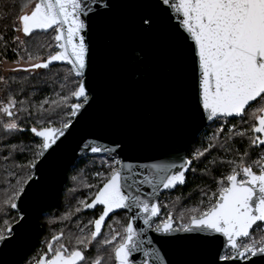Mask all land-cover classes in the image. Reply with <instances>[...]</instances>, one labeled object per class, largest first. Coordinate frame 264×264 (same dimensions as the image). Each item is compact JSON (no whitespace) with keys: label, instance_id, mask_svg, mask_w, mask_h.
Masks as SVG:
<instances>
[{"label":"snow or ice","instance_id":"snow-or-ice-1","mask_svg":"<svg viewBox=\"0 0 264 264\" xmlns=\"http://www.w3.org/2000/svg\"><path fill=\"white\" fill-rule=\"evenodd\" d=\"M96 2L92 0V3ZM120 6L119 0H107L99 5V10L93 12L87 0H37L30 11L22 10V14L13 21L15 30L26 37L52 29L59 49L42 60L28 51L26 42L17 36L15 40L20 48L17 55L23 52L21 60L25 56L27 59L24 65L17 62V68L13 71L48 69L53 62H62L70 67L61 89L68 87L70 77L74 76L75 79L71 80L69 95L60 96L57 93L58 100L46 99L35 106V110H29L25 101L12 97L0 103V115L7 117L0 120V134L3 136L24 131L18 123L19 113L35 117L38 125L30 129L33 137L38 138V142L27 149L32 158L21 166L27 169V174L17 180L5 201L10 208L17 209V201L26 202L40 187L55 162L58 150L72 135L75 125L86 117L85 105H90L89 93H92V99L95 98L94 88L84 79L86 70L91 72L94 69L95 49L91 39H85L89 13L106 18ZM154 7L165 14L169 22L173 19V15H168L169 9L178 20L173 26V50L180 63L187 55L192 58L193 102L196 109L206 114L210 121L229 117L244 120L245 115H250L255 120L250 129L240 132L229 129L227 139L248 135L250 147L260 148L264 152V0H156ZM132 23L139 33L149 35L156 30L159 19L155 13L149 12ZM3 39L0 36V40ZM135 64L138 78H146L143 57ZM171 72V68H165L158 75L164 78ZM4 83L7 85L8 81L4 80ZM70 98H76L77 102L68 104ZM45 104L49 107L45 108ZM57 109L60 112L67 109L66 117L61 119L58 127L52 119L53 115L59 114ZM223 131L221 127L214 132L208 147L197 150L193 159H200L209 149L217 146L224 148V144L217 139ZM227 139L224 143H227ZM82 148L108 158L102 159L106 172L95 173L100 177L99 184L85 185L95 188L91 202L80 201L85 209L102 206V213L90 221L94 224V230L87 236L77 238L79 247L69 250L59 243L60 236H53L52 240L57 242V246L54 248L49 242L48 253L40 256L37 264H104L99 256L94 259L87 257L86 251L101 234L106 217L120 209L129 212L135 209V214L120 231L112 230L111 239L97 241L98 244L111 246L109 258L113 264H137L134 253L142 255L138 264H172L161 254V250L175 242L195 245L207 251L209 259L197 264H236L241 260L246 264H264V154L251 163L244 161L248 152L241 156L239 162L227 161L231 166L230 174L217 181V189L209 196L208 206L192 208L187 217L181 213V223L174 226L175 218L171 213L160 219L161 208L151 198L156 197L160 189L170 190L178 184L183 185L191 160L181 159L179 164L126 163L120 158L123 146L118 140L111 141V146L89 141ZM211 163L215 164L216 161ZM254 165L258 171H254ZM145 185L152 190L147 195L142 192ZM80 210L76 209L77 212ZM26 215L17 219L16 228L23 227ZM137 219L159 234L156 239L159 248L153 245L152 238H145L144 228L137 230L134 226ZM253 232L259 234L258 238L253 237ZM12 235L13 228L5 221V229L0 230V241Z\"/></svg>","mask_w":264,"mask_h":264},{"label":"water","instance_id":"water-1","mask_svg":"<svg viewBox=\"0 0 264 264\" xmlns=\"http://www.w3.org/2000/svg\"><path fill=\"white\" fill-rule=\"evenodd\" d=\"M106 2L107 0H97L92 3V0H87L93 12ZM119 3L121 6L106 18L89 13L85 39H91L95 49L94 69L91 72L86 70L84 79L94 88L95 98L92 99L90 92V105H85L86 117L75 125L72 135L58 150L55 162L40 187L26 202L17 201V209L11 208L18 218L25 213L27 215L22 228H16L15 222L11 225L12 237L0 241V264H22L31 254L37 238L42 234L40 219L57 205L68 182V173L75 162L83 158L103 156L83 150L85 142L111 146V141H121L123 151L120 158L126 163L179 164L181 159H187V152L198 135L215 122L208 120L206 114H202L194 105L192 58L187 55L180 63L173 50V26L178 20L171 10H168V15H173V19L169 22L167 16L154 7L156 0H119ZM149 12L158 16L159 23L153 33L144 35L134 28L132 22ZM50 31L52 29L37 34H47ZM54 48L59 50L56 42ZM141 57L144 59L146 78L137 76L135 61ZM53 66L70 67L62 62H53L49 68ZM165 68H171L172 72L161 78L158 73ZM74 100L77 102L76 98ZM233 119L240 118H227ZM184 184H178L170 190L160 189L157 196L151 199L159 204L161 194L171 193ZM151 191L148 186H142L145 195ZM97 208H101L102 213V206L83 208V211L92 212ZM120 213L127 214L129 220L135 214V209L131 212L120 209L110 213L102 230L110 217ZM134 226L137 230L144 228L145 238H152L153 245L160 247L156 243L159 234L146 228L141 219L135 220ZM161 254L165 259L171 260L172 264H197L198 261L209 259V254L204 249L181 242L166 245ZM133 258L138 264L142 255L134 253ZM236 264H246V261H237Z\"/></svg>","mask_w":264,"mask_h":264},{"label":"trees","instance_id":"trees-1","mask_svg":"<svg viewBox=\"0 0 264 264\" xmlns=\"http://www.w3.org/2000/svg\"><path fill=\"white\" fill-rule=\"evenodd\" d=\"M35 3L36 0H0V36L4 37L3 40H0V62L16 63L19 61L24 62L27 59L25 56L24 60H21V56L24 55L23 52L17 55L20 48L15 40L18 32L15 30L13 21L16 20L19 14H22V10L24 12L27 8L33 7ZM20 34V38L26 42L27 50L34 56L46 59L49 54L55 53V33L53 30L47 34H34L29 37L24 36L21 32ZM48 45L52 46L49 47ZM67 72L68 67L66 66H53L49 69H39L37 72L22 70L7 75L0 73V77L3 78L0 79V103H5L9 97H12L18 101H25V105L29 106V110H35V106L46 99L49 101L58 100L57 93L60 96L69 95L68 89L72 87L71 80L75 77H70L68 87L61 89V84L65 83L64 76ZM4 80L8 81L7 85H5ZM74 102V98H70L68 104ZM18 107L19 104H17ZM44 107L48 108L49 105L45 104ZM56 111L59 114L53 115L52 119L54 125L58 127L61 119L66 117L67 109L64 112H60L59 109ZM19 115L20 120L18 123L24 131L7 137L0 134V230L5 229V221L11 226L18 219L17 214L12 212L5 201L11 195V189L16 186L17 180L22 179L27 174V169L21 167L26 165L32 158L31 152L27 149L38 142L30 131L31 127L38 126L37 119L28 117L26 113H19ZM6 119L7 117L0 115V120ZM224 121V131L217 138L220 143L224 144V148L217 146L214 149H209V152H206L200 159H193L197 150L202 151L208 147L211 137L206 139V135L217 131L215 124L218 121L207 126L191 144L186 158L191 160L192 164L186 176L185 184L171 193L161 194L159 200L160 219L166 218L167 214L171 213L175 218L174 226L179 225L181 223L179 219L181 213H184L187 217L192 208L203 209L208 206L209 196L217 189V181L230 174L231 166L227 161L235 160L239 162L241 156L248 152V156H244V161L245 163H251V161L259 159L260 154H264L260 148L253 149L250 147L248 135L243 137L232 136L231 139H227L229 136V130L227 129L230 125H232L231 130L233 132L250 129L255 123L250 115H245L244 120L226 119ZM226 139L227 143H224ZM215 142L213 141V143ZM21 149L24 150L21 151ZM104 159L108 158L105 157ZM213 160L216 161L215 164L211 163ZM253 167L254 171H258L255 165ZM97 172H106V169L102 167V160L98 157L83 158L75 162L68 173V182L59 197L57 205L41 217L42 234L37 238L31 254L22 264H26L28 261L31 262L33 253L37 252L38 249L41 250L37 252V255L48 253L49 242H52L55 248L57 242L52 240L53 236H60L59 243L64 244L71 250L74 247H79L76 242L77 238L87 236L93 230V223H90V221L98 218L101 208H97L92 212H84L80 201L89 203L93 198L95 188H88L85 185L99 184L100 177L95 175ZM201 201H203V204H201ZM65 204L68 207L63 210L62 206ZM77 208L81 210L77 212ZM53 218H61V222L55 223L56 226L50 229L49 223ZM127 221L128 216L123 213L110 217L97 240L89 245L86 256L90 259L99 256L104 264H113L109 258L111 246L98 244L97 241H102L105 238L111 239L112 230L120 231ZM81 229H83V232H81ZM107 234H109L108 237H106ZM258 236V233L253 232L254 238H258Z\"/></svg>","mask_w":264,"mask_h":264},{"label":"rangeland","instance_id":"rangeland-1","mask_svg":"<svg viewBox=\"0 0 264 264\" xmlns=\"http://www.w3.org/2000/svg\"><path fill=\"white\" fill-rule=\"evenodd\" d=\"M32 8V6L31 7H29V8H27L24 12H28V11H30V9ZM18 36L19 37H21V34H20V32H18ZM55 49V48H54ZM42 60H43V58H41ZM19 64L20 65H24V62H22V61H19ZM26 66V65H25ZM15 68H17V62L16 63H9V62H5V61H2V62H0V73L2 74V75H7V74H12V73H18V72H20V71H22V70H19V71H13L12 69H15ZM39 69H36V70H30L31 72H37ZM255 107V106H254ZM224 124H225V121L224 120H221V121H218L217 122V124H215L216 125V128H217V130H219L221 127H223L224 126ZM229 129H232V125H230L229 127H228V129L227 130H229ZM212 136V133H207V135H206V139H208V138H210ZM98 158H100V160H102V158L104 159L105 157L104 156H101V157H98ZM258 170V169H257ZM74 191V190H73ZM68 207V205L67 204H65V205H63L62 206V209L63 210H66V208ZM63 212V211H62ZM65 212H67V211H65ZM47 213V212H46ZM45 213V214H46ZM124 214V213H123ZM56 215V214H55ZM127 215V214H126ZM128 216V215H127ZM51 222L49 223V227H50V229L51 228H54L56 225H54L55 223H57L58 224V222H61V218L60 219H55V218H53V220L51 219L50 220ZM157 223L158 222H160L159 220H157L156 221ZM60 224V223H59ZM109 236V234H107L106 235V237H108ZM44 245H46V244H44ZM40 250L41 249H38L37 250V252H40ZM37 252H34L33 253V255H32V261L30 262V261H28V262H26V264H36L37 263V261L39 260V257L43 254V253H40V254H38L37 255ZM46 254V253H45Z\"/></svg>","mask_w":264,"mask_h":264},{"label":"bare ground","instance_id":"bare-ground-1","mask_svg":"<svg viewBox=\"0 0 264 264\" xmlns=\"http://www.w3.org/2000/svg\"><path fill=\"white\" fill-rule=\"evenodd\" d=\"M101 157V156H100Z\"/></svg>","mask_w":264,"mask_h":264},{"label":"flooded vegetation","instance_id":"flooded-vegetation-1","mask_svg":"<svg viewBox=\"0 0 264 264\" xmlns=\"http://www.w3.org/2000/svg\"><path fill=\"white\" fill-rule=\"evenodd\" d=\"M243 261V260H242Z\"/></svg>","mask_w":264,"mask_h":264}]
</instances>
